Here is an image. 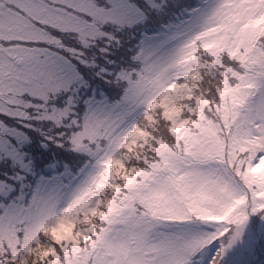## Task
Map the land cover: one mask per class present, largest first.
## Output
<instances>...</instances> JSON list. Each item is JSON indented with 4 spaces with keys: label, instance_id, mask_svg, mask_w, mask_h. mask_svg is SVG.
Returning a JSON list of instances; mask_svg holds the SVG:
<instances>
[{
    "label": "snow or ice",
    "instance_id": "1",
    "mask_svg": "<svg viewBox=\"0 0 264 264\" xmlns=\"http://www.w3.org/2000/svg\"><path fill=\"white\" fill-rule=\"evenodd\" d=\"M0 264H264V0H0Z\"/></svg>",
    "mask_w": 264,
    "mask_h": 264
}]
</instances>
